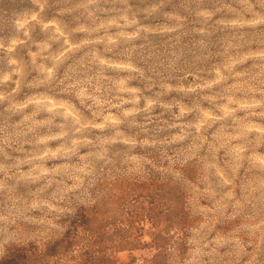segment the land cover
I'll use <instances>...</instances> for the list:
<instances>
[{"label":"rangeland","instance_id":"1","mask_svg":"<svg viewBox=\"0 0 264 264\" xmlns=\"http://www.w3.org/2000/svg\"><path fill=\"white\" fill-rule=\"evenodd\" d=\"M0 264H264V0H0Z\"/></svg>","mask_w":264,"mask_h":264}]
</instances>
